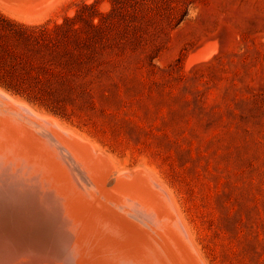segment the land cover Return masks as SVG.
Returning a JSON list of instances; mask_svg holds the SVG:
<instances>
[{
    "label": "rangeland",
    "instance_id": "obj_1",
    "mask_svg": "<svg viewBox=\"0 0 264 264\" xmlns=\"http://www.w3.org/2000/svg\"><path fill=\"white\" fill-rule=\"evenodd\" d=\"M111 1L53 0L29 12L0 4V77L42 79L30 91L39 99L86 90L56 100L61 117L0 86L116 168L151 171L209 264H264V0H198L174 29L166 15L180 0H133L120 16Z\"/></svg>",
    "mask_w": 264,
    "mask_h": 264
},
{
    "label": "water",
    "instance_id": "obj_2",
    "mask_svg": "<svg viewBox=\"0 0 264 264\" xmlns=\"http://www.w3.org/2000/svg\"><path fill=\"white\" fill-rule=\"evenodd\" d=\"M46 1L0 0V4L29 12ZM3 89L0 88V171L16 175L22 190L35 191L41 199H49L50 195L82 236L100 232L106 236L108 248L116 249L125 259L136 258L141 264H205L168 200V193L152 174L133 166L116 168L106 178L95 166L99 156L108 157L105 151ZM27 232L31 234L32 230L22 226L18 233L28 236ZM56 232L59 237L63 229ZM66 235L65 232L59 237L61 243L57 241L63 250L61 256H50L53 243L49 239L40 250L27 245L28 250L21 252L13 242H0V252L6 249L7 255L17 253L21 259L32 258L40 264H92L91 254L100 257V252L87 254L85 250L90 246L91 250L97 249L96 246L87 242L77 245V240L63 238ZM76 245L82 246L80 251Z\"/></svg>",
    "mask_w": 264,
    "mask_h": 264
},
{
    "label": "bare ground",
    "instance_id": "obj_3",
    "mask_svg": "<svg viewBox=\"0 0 264 264\" xmlns=\"http://www.w3.org/2000/svg\"><path fill=\"white\" fill-rule=\"evenodd\" d=\"M52 1L49 2L48 0L49 3H51ZM216 47H218V44L216 45ZM202 50L200 49L199 51H197V53H199ZM209 51H210L209 56L210 55L212 56V54H210L212 53V49ZM214 51L216 50H214L213 48V52ZM200 55L201 57H203L202 54ZM190 56L191 57L189 58L191 59L192 53L190 54ZM209 56L207 55V57ZM193 59L194 58H192V60ZM15 98L17 100L22 101L28 107L35 110L36 112L53 117L58 122V124H60L63 128H67L69 131H72L73 133L77 134L87 142L91 143L81 134H79L72 128L60 122L55 116L38 111L22 98H18V97ZM91 144L96 148V146L93 143ZM114 163L112 159H110L109 157L104 158L102 156H99L96 160L97 165L95 166L98 169V171L101 172L107 178L109 175H111L113 170L116 169V165ZM148 172L153 175V177L163 186V188H165L166 192L168 193V200H170V202L173 204L175 212L178 214L181 222L183 223L187 231V234L190 240L192 241L197 253L200 255L201 259L204 261L205 264H209L206 258L203 256L200 249L198 248L196 241L193 237V234L190 230V227L186 222L184 216L182 215L175 197L173 196L171 191L151 171ZM17 179L18 178L16 175H13L6 171H0V242L6 245L7 242H13L17 244V249L18 251L21 252V250H28L29 245H31V248H35V249L37 248L40 250L41 244H44L45 240L48 241L49 239L50 242L53 243V247H51V249L49 250L50 256H56V255L61 256L63 250L59 249V245H60L59 243L62 242L59 239V237H62V235L66 232L67 235L63 236V238H66L68 236L70 240L72 239L77 240L78 242L77 245L87 242L90 243V245H93V247L96 246L97 249H93V250H91L92 249L91 246L89 248L87 247L85 248L87 254L92 252L101 253L100 257H94L92 256V254L89 256L91 257V261H93L92 264H96V262H98V264H139L140 263L139 260H137L136 258H131V260L129 258L125 259L123 256H121L118 253L116 249L115 250L111 248L109 249L108 246L106 245L107 243L106 236L100 235V232L93 234V236L90 235V237H87L86 234L82 236L80 230L75 225H73V223L68 219V216L62 211L61 205H57L49 194H48L49 199L48 198L41 199L39 195L35 193V191L24 190V189L22 190ZM161 197L164 199V195L162 193H161ZM64 225L66 227H64ZM22 226H27L30 230H32L31 234L27 232L29 235L24 236L23 234L18 233L20 227ZM57 229H63V232L60 233L62 235H59V237H57L58 236L56 232ZM38 234H40V236H37ZM27 239L30 241H27ZM81 248L82 246H77L76 249L80 251ZM2 250L3 251L0 252V264H40L35 259L32 258L22 257L21 259L19 257L21 255L17 253L10 252L7 255V252H9V250L6 249H2Z\"/></svg>",
    "mask_w": 264,
    "mask_h": 264
},
{
    "label": "trees",
    "instance_id": "obj_4",
    "mask_svg": "<svg viewBox=\"0 0 264 264\" xmlns=\"http://www.w3.org/2000/svg\"><path fill=\"white\" fill-rule=\"evenodd\" d=\"M197 2L198 0H180V4H179L180 7L178 6L180 8V11H178L176 15L171 14L168 11L166 18L167 17L169 18L171 29L176 28L185 20V18L189 14L190 8L194 5H197ZM132 3H133V0H112L109 12L112 11L113 13H116L118 16H120L121 7H123V5L124 6L132 5ZM30 37L33 38V36H30ZM35 38L39 39L37 37ZM167 43L165 45H162L161 47L159 46V48L156 49L155 53L152 55V58L150 60L151 64H154L153 63L154 59H156L159 56L160 52H162V50L166 47ZM79 45H82V44H80V42H77L76 46H79ZM3 51H4V47L0 44V58H3L6 61L7 59L2 54ZM16 81H18L17 83L18 85H15V83H13V81L11 80L9 81L7 79L0 77V84H3L4 86L13 90L17 94L27 97L30 101H34V102L36 101V103H39L40 105L45 106L48 110L52 111L53 113L61 117H64L65 115L61 113V111L58 109L56 105V100H60L59 102H63L66 100L77 99V96L81 94L83 95L86 90V86L84 84H81L79 85V89H78L79 93H75L71 86L65 85L69 87L67 91L53 92V93L49 92L51 93L52 97L48 99L41 98L42 100L43 99L45 100V101H41V99H39L40 97L37 94L35 95V93H31L30 91H34L35 87H39V85H42L43 83L42 79L38 77H34L33 79H26L24 77H19L16 79ZM50 81L51 79L50 80L48 79L46 84L54 85L53 81L52 82ZM44 82H46V80H44ZM47 94H48V91H47ZM43 96L45 97V95Z\"/></svg>",
    "mask_w": 264,
    "mask_h": 264
}]
</instances>
